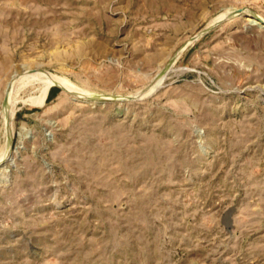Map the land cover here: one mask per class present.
<instances>
[{"label": "rangeland", "instance_id": "1", "mask_svg": "<svg viewBox=\"0 0 264 264\" xmlns=\"http://www.w3.org/2000/svg\"><path fill=\"white\" fill-rule=\"evenodd\" d=\"M248 10L264 0H0V264H264Z\"/></svg>", "mask_w": 264, "mask_h": 264}, {"label": "bare ground", "instance_id": "2", "mask_svg": "<svg viewBox=\"0 0 264 264\" xmlns=\"http://www.w3.org/2000/svg\"><path fill=\"white\" fill-rule=\"evenodd\" d=\"M248 16H247V20L248 21H250V22H257L258 20H261L263 23H264V17H262L261 15H258V14H256L255 12H253V11H251V10H248ZM234 17V16H233ZM261 22V23H262ZM257 24V23H256ZM260 24V23H259ZM26 73V72H25ZM27 74V73H26ZM30 74V73H29ZM33 77L35 76H41L42 75V73H34V74H31ZM17 77V76H16ZM22 79V78H21ZM22 82H23V80H22ZM46 87H49V86H51L52 84H60V85H67L66 84V82H65V80H62V79H60V77L57 79V78H55V79H52V78H50L49 77V79H47L46 81ZM57 84V85H58ZM65 87V86H64ZM66 88V90L68 89V88H70V87H65ZM18 89V88H17ZM11 90V89H10ZM71 90V89H70ZM17 93V92H16ZM86 94V93H85ZM11 95V96H10ZM13 97V93H12V91L11 92H9L8 93V98L10 99V98H12ZM10 102H11V100L9 101V106H10Z\"/></svg>", "mask_w": 264, "mask_h": 264}, {"label": "water", "instance_id": "3", "mask_svg": "<svg viewBox=\"0 0 264 264\" xmlns=\"http://www.w3.org/2000/svg\"><path fill=\"white\" fill-rule=\"evenodd\" d=\"M130 99H132V98H130Z\"/></svg>", "mask_w": 264, "mask_h": 264}]
</instances>
